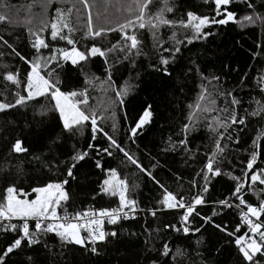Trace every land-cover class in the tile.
<instances>
[{"label":"trees","instance_id":"16d2710c","mask_svg":"<svg viewBox=\"0 0 264 264\" xmlns=\"http://www.w3.org/2000/svg\"><path fill=\"white\" fill-rule=\"evenodd\" d=\"M87 2L86 8L82 0H0V13L10 21H0V37L3 38L0 39V102L14 104L17 93L26 95L24 84L30 71L26 60L37 54L32 47L34 37L29 35V29L35 32L42 21L50 23L56 17L57 8L75 29L71 38L78 48L86 50L93 43L102 49L112 48L118 41L120 45L124 44L119 31L108 32L98 38L82 37L87 30L89 11L96 28H116L117 24L134 18V14L126 11L132 0ZM168 6L173 11L164 15L172 21L186 20L188 12L210 18L215 15L214 4L204 0H168ZM162 7L163 0H151L146 12L154 15ZM69 9H72L70 13ZM229 11L236 13L237 22L211 25L204 29L209 35L193 39L191 43L186 39L192 36L190 30L162 26L158 37L163 45L154 47L153 36L145 28L135 33L140 41L139 56L130 55L129 59H124V53L118 47L106 53L107 63L104 57L97 55L77 65L61 61L63 67L57 69L58 86L62 91L82 92L87 89L88 104L97 108V115L102 113L107 117L115 113V130L112 119L98 120V125L144 169L151 171L155 180L115 148L110 149L112 156L100 151L108 147V141L101 133L92 140L90 124L85 126L83 135L64 130L50 98L37 97L23 105L0 111V202H3L9 186L23 189L28 199H34L33 188L67 180L64 187L69 200L62 208H66L69 215L117 208L119 197L101 192L102 181L107 177L105 170L115 168L120 178L128 182V197L138 203L134 217L121 219L116 225L104 224L106 232L115 231L117 235L97 243L96 253L91 252L90 244L85 247L66 244L50 233L42 236L38 245L31 247L22 241L21 248L5 257L6 264H152L153 261L156 264H246L235 239L244 233L251 235L240 220V210L247 209L244 205L240 209L226 208L218 202L228 199L230 203L238 204L239 201L232 196L238 182L245 185L241 195L248 204L258 206L260 201H264V185L251 181L253 171L258 174L260 169H264V111L252 115L253 111L264 107V20L261 19L264 18V0H237L229 6ZM244 16H253L255 22L244 21ZM128 31L132 34L133 30ZM173 32L176 39L183 41L179 45V53H174V40L170 39ZM64 33L67 34V29ZM41 35L52 48L71 47L66 41H52L50 28ZM164 49L173 50V55ZM41 54L47 56L49 50L41 49ZM161 56L169 59L166 67L170 74L162 70ZM109 66L113 84L104 92L100 84L107 79ZM8 73H18L21 84L17 86L8 81L5 78ZM93 76L99 79L86 83ZM213 77H218V80H213ZM125 84L129 86L128 94L124 96L123 104H119L115 92ZM103 87L108 86L104 84ZM204 88L213 94L215 111L193 116L197 111L194 106ZM233 97L239 101L238 104L231 103ZM145 109L152 112L150 122L132 137L130 128L135 126ZM233 111L237 119L244 117L245 123L232 124L229 121L225 131L217 125L216 119L228 121ZM185 124L189 125L187 132ZM209 125L224 132L221 139L224 152L217 154L213 165L221 171L215 176L208 174L209 190L204 194L206 203L197 206L200 215L189 217L187 226L190 231L184 233L180 223L183 210H166L158 202L162 200L164 189L174 193L178 200L182 196L186 203L190 202L204 186L202 170L206 171L207 160L218 138L217 132L212 131ZM18 139L26 152L12 151ZM181 140H186V144H181ZM253 141L258 147L254 148ZM90 143L92 149L88 148ZM76 150L88 151L89 155L76 163L72 177H68L67 168ZM254 150L259 153L258 159L253 169L248 170L247 161ZM97 160L101 168L96 167ZM155 208H161V211L153 217L148 210ZM213 211L217 215L212 216ZM58 212L64 215L62 209ZM207 216H212L211 222L204 221L203 217ZM260 219L264 220V216ZM21 223L15 218L0 220V250L18 238ZM11 224H17V231L11 230ZM29 224L32 229L34 222L30 220ZM165 225H175L181 231L165 228ZM214 225L226 227L227 231ZM236 225H240V231L229 235ZM6 226L7 231L4 230ZM197 228L200 229L198 232L195 231ZM165 243L170 249L167 256L163 255ZM256 258L264 264V258L259 254Z\"/></svg>","mask_w":264,"mask_h":264},{"label":"snow or ice","instance_id":"6c2138e0","mask_svg":"<svg viewBox=\"0 0 264 264\" xmlns=\"http://www.w3.org/2000/svg\"><path fill=\"white\" fill-rule=\"evenodd\" d=\"M110 0H106V3H109ZM205 3L211 2L214 4L215 15L211 18L208 15H197L192 12L187 13L186 20L172 21L168 20L164 13L172 12V7L168 6V0H163L164 7L157 11L154 15L146 12L148 5L151 3V0H132L131 4L127 5L126 11L130 14H134V18L126 19L124 23L117 24L116 28L112 27H99L96 28L93 25L91 12H88L87 23H86V32L82 38H98L103 34L108 32L119 31L124 40V44L120 45L118 41L117 44L113 45L112 48L102 49L98 47L95 43L92 44L90 48L81 51L76 46V41L71 38V34L75 31L70 27L69 22L65 19V14L61 9H56V17L51 20L50 23L42 21L41 27L38 31L33 32L29 29V35L34 37L32 42V47L36 51V55L31 60H26L30 65V71L26 74V83L24 84V89L26 95H20L17 93V99L15 103H4L0 102V111L10 109L16 105H23L28 100H33L37 97L50 98L53 103V110L59 113V119L62 121L64 130L69 133L73 131L78 132V134H84V128L87 124H90L91 138L92 140L96 139L97 133H101L106 140L108 141V147L101 149L108 156H112L113 153L110 149L115 148L119 152L123 153L125 158L130 161L132 164L136 165L142 172H146L149 177L155 180V177H152L151 171L144 169L142 165L138 163L136 159L133 158L117 141L109 135L107 132H104V129L98 125V120H107L112 119V128L115 130V113H110L109 116L97 115V108L89 106L87 89L82 92L77 91H62L58 86L60 84L59 77L57 75V69H62L63 65L61 61H70L72 65H77L81 62H87L91 57H100L105 58V63H107L106 53L112 52L119 47V50L124 53V59H129L130 55L139 56L141 54V49L139 47L140 41L137 39L136 31L147 28L154 40V47H159L163 45V41L159 40L158 30L162 26L168 27H181L187 30H190L192 36L187 38L188 43H191L193 39H201L209 35V32L204 31L205 28H208L211 25L227 24L230 21H236V13L229 11V6L237 2V0H204ZM82 3L87 8V0H82ZM133 5L135 7H133ZM252 7L251 4L248 5ZM6 8L7 5L5 4ZM31 7V6H29ZM72 9H69L70 13ZM216 17H223L217 19ZM264 20V18H261ZM244 21L253 23V16H244ZM0 21H9V18L0 13ZM50 28V37L52 41H66L68 45H71L70 48H52L50 47L49 42H46V39L41 34L44 33L47 29ZM67 29V34L64 33V30ZM129 29L133 30L132 34H129ZM0 39H3L0 37ZM171 40H174V53H179V45L183 41L176 39V33L173 32ZM7 44V41H4ZM41 49H48L49 55L45 56L41 54ZM165 52H169L170 55H173V50L164 49ZM24 59V58H22ZM159 63L162 66V70L166 74L168 73L167 65L169 64V59L161 56ZM51 66V67H49ZM47 69L45 72L44 70ZM5 78L8 81L13 82L17 86L21 84V81L18 79V73L6 74ZM98 77L93 76L91 79H87L86 83H91L92 80H98ZM213 80H218V77H213ZM104 84H107V88L103 87ZM113 81L111 80V69L107 71V79L102 81L100 87L104 92H107L109 88L112 87ZM129 86L125 84L120 89L116 90L115 96L118 99L119 104H123V98L128 94ZM224 95V93H219ZM227 95H231L228 93ZM213 94L208 91L207 88H204L202 93L198 97V101L195 104V109L197 110L193 113V116H196L200 112H209L215 111V100L212 98ZM117 101H113L116 103ZM203 102V104L201 103ZM231 103L233 105L238 104L239 101L232 98ZM259 104V102H257ZM150 107V106H149ZM223 111L227 112L228 109ZM260 111H264V107L257 111H253L252 115H259ZM151 112L148 109H145L139 120L135 123V126L130 128V133L132 137H135L138 133V130H141L143 126L150 122ZM192 117H190V120ZM229 121L232 124H241L245 123V118L241 117L237 119L236 113L233 111L229 117L228 121H221L216 119V123L219 127L224 128L227 131L229 127ZM209 128L212 131L217 132V139L215 141V147L212 155L208 158L207 164L205 166L206 171L202 170L204 178V186L200 192L190 199V202H185L184 197L177 199L176 195L167 189H164L162 200L158 203L162 205L163 209H182L183 214L180 217V223L183 225L182 231L188 233L190 228L187 226L190 216H199L200 213L197 211V206H203L206 201L204 194L208 192V180L209 173L212 175H219L220 168L213 167L215 158L217 154L224 152V147H221V139L224 138V132H219L217 128H213L212 125H209ZM184 129L187 132L189 125L185 124ZM231 139V137H229ZM259 139V136L257 137ZM181 144H186V140H181ZM254 148L258 147L257 142L253 141ZM226 147V146H225ZM89 149L93 148V145L90 143L88 145ZM12 151L16 153L26 152L27 149L22 147V142L18 139L12 146ZM89 155L88 151H79L76 150L73 156L71 157V165L67 168V176L72 177L73 169L76 167V163L82 161ZM259 153L257 151H252L250 158L247 161V169L252 170L254 164L258 159ZM96 167L101 168L102 165L99 160L96 161ZM107 172V177L102 181L101 192L104 194H109L112 196L119 197V207L117 208H102L98 211H84L77 212L75 215H69L66 208H62V205L69 200V195L65 190V185L68 183L67 180L60 182H49L42 187H35L31 191L35 193L34 199H28L27 194L24 193L23 189H17L15 186H9L6 189V195L3 202H0V220H9L18 219L22 221L19 226L20 235L16 238L11 244H9L5 249L0 250V264H6L5 257L13 253L14 250L21 248L22 241H25L28 247L36 244L38 245L41 241L42 236H46L50 233H54L63 243L74 244L81 247L87 245H92L91 252L96 253L97 248L95 245L100 242L106 241L108 237H115L117 233L115 231L106 232L104 230L105 220L109 225H116L121 219H129L134 217L137 209L138 203L135 199H130L127 195L129 191L128 182L126 179H121L119 173L115 168H109L105 170ZM199 175V173H198ZM247 176V173H245ZM264 169H260L259 173L253 171L251 174V181L253 183L259 181L260 184L264 185ZM234 180L239 181V177H233ZM159 184V181H156ZM193 187H195V181L192 182ZM163 188V185H160ZM245 185L242 183H237L235 189L232 193V196L239 201L238 204L230 203L228 199L220 200L218 203L226 208L236 207L240 209L241 205L246 207V211L243 209L240 210V220L246 225L249 229L248 233L239 235L235 239V244L238 246V251L242 255V259L246 264H261L260 260L257 259V255L261 258H264V220L260 218L264 216V201H260L258 206H253L248 204L243 195H241L242 190ZM21 195H24L25 198H19ZM58 209H62L64 215H60ZM127 209V211H125ZM153 217H156L157 212L161 211V208L149 209L148 210ZM217 215L213 211L212 216ZM212 216L203 217L204 221L211 222ZM33 221V228L30 229L29 221ZM222 231H227V228H221V225H214ZM10 228L12 231H17V224H11ZM165 228H172L175 231H181V228L176 227L175 225H165ZM5 231L9 230L6 226ZM200 229H195L199 231ZM159 232V229L156 230ZM240 231V225H236L234 232L228 233L229 235H234L235 232ZM83 233V234H82ZM170 252L169 246L167 243L163 245V255L167 256ZM179 253V249H177ZM31 260V257L28 258ZM152 264H156L155 261Z\"/></svg>","mask_w":264,"mask_h":264},{"label":"rangeland","instance_id":"374dc122","mask_svg":"<svg viewBox=\"0 0 264 264\" xmlns=\"http://www.w3.org/2000/svg\"><path fill=\"white\" fill-rule=\"evenodd\" d=\"M77 48H78V47H77ZM79 49H80L81 51H84L82 48H79ZM148 110L151 112L150 109H148ZM151 114H152V112H151ZM151 116H152V115H151ZM150 119H151V117H150ZM147 124H148V123H147ZM145 125H146V124H145ZM145 125H144V126H145ZM144 126H143V127H144ZM125 210L127 211V209H125Z\"/></svg>","mask_w":264,"mask_h":264},{"label":"built area","instance_id":"2783aa9c","mask_svg":"<svg viewBox=\"0 0 264 264\" xmlns=\"http://www.w3.org/2000/svg\"><path fill=\"white\" fill-rule=\"evenodd\" d=\"M125 211H126V210H125ZM106 222H107V221L105 220V223H106ZM105 223H104V224H105Z\"/></svg>","mask_w":264,"mask_h":264}]
</instances>
